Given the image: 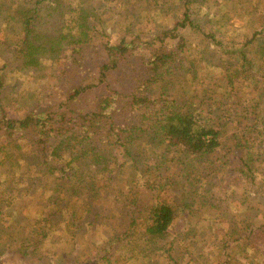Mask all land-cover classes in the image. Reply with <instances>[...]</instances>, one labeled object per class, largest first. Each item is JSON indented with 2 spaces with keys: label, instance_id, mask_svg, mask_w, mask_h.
I'll return each mask as SVG.
<instances>
[{
  "label": "rangeland",
  "instance_id": "rangeland-1",
  "mask_svg": "<svg viewBox=\"0 0 264 264\" xmlns=\"http://www.w3.org/2000/svg\"><path fill=\"white\" fill-rule=\"evenodd\" d=\"M30 1L0 0V80L4 83L2 100L9 109L8 115L23 113L30 103H38L49 112L59 103L66 108L72 104H65L66 95L76 84L91 85L90 90L80 94L79 104L85 109L96 107L89 96L112 97V105L117 108L114 119L120 126L124 125L121 122L136 124L146 111L138 104L131 105L137 92L154 100L185 95L197 101L202 97L204 103L212 105L209 112H203V119L218 131L217 145L201 156L195 154V162L189 161V175L180 172L179 178L170 179L169 185H162L159 180L161 175H168L167 171H160V165L151 163V170L145 173L148 178H144L141 161L136 163L139 171L127 162L121 168L111 162L97 170L90 161L91 155L84 161L62 153L65 163L72 161L66 165L67 179H36L33 193L23 189L29 181L20 177H27L25 171H41L36 157L25 141L5 147L1 155L9 157L0 162V205L13 188L15 199L9 212H0V264H176L168 255L179 259V264H224L223 255L229 249L232 259L228 264H264V0H189L190 18L196 26L178 29L185 42L183 55L189 57L185 66L181 64L163 75L164 80L155 82L148 80L151 51L176 38L167 37L159 46L153 34L171 17L174 19V13H181L183 0H141V7L146 10L143 14L138 0H51L50 4H43L40 18L28 34L30 42L40 46V53L35 54V61L29 66H23L25 36L14 38L18 23L13 14L15 8L21 7L17 3ZM100 4L101 21L94 27L80 28V19L90 15L92 7L98 10ZM119 5L126 10L118 13L115 7ZM83 31L81 49L91 41L97 50L92 48L81 54L77 66L67 61V51L52 58L51 49L69 48ZM135 34L153 43L141 42L127 50L125 56L119 55L120 63L101 68L99 64L109 63L103 43L116 44L121 37ZM250 37L252 42L243 46L248 60L241 69L237 66L238 56L232 51ZM9 46L17 47V53ZM229 76L232 82L227 85ZM159 105L156 101L152 107ZM148 122L147 119L145 123ZM30 137L26 135L24 140L29 141ZM110 145L99 140L84 147L99 151L111 148ZM138 147L137 154L147 161L161 150L160 145L147 142V134L139 139ZM169 150V154L180 159L174 166L183 169L191 157L177 148ZM242 163L250 167L252 179L247 170L245 175L233 170ZM130 193L139 199V204L147 201L151 193L156 200L171 199L179 206L167 238L152 242L153 247L160 245L157 249L141 248L139 231L144 222L140 218L128 234L122 235L130 222L123 200ZM41 194H48L56 207L67 205L74 213V235L67 221L60 223L62 227L40 241L35 254L29 255L31 248L23 254L20 245L38 238L35 232L43 226L56 223V215L42 216L50 211H43L42 206L52 202L36 196ZM194 198L198 199L195 206H181ZM190 210L194 212L189 216ZM190 224L192 229L185 235ZM86 226L97 229L90 232L87 227L86 235ZM243 236L248 237L245 248L238 241ZM86 241L95 244L86 245ZM222 241H227L225 247ZM167 248L169 251L165 252ZM101 254L107 255V260H94ZM76 256L80 262L74 259Z\"/></svg>",
  "mask_w": 264,
  "mask_h": 264
},
{
  "label": "trees",
  "instance_id": "trees-1",
  "mask_svg": "<svg viewBox=\"0 0 264 264\" xmlns=\"http://www.w3.org/2000/svg\"><path fill=\"white\" fill-rule=\"evenodd\" d=\"M50 1L51 0H31L29 3H17V6L21 5V7L15 8V13L13 14V19H15L18 23V29L14 33V38H18L22 35L25 36V39L22 41L25 42L24 49H22V57L24 60H21V64L23 66H29L30 63L35 61V54L40 53V46L32 44L28 34L32 30L34 23H36L40 18L38 14L40 13L39 11H43V4L48 5L50 4ZM55 1L58 2L59 0ZM138 1L139 6L141 7V0ZM188 4L189 0H183L182 5L184 7L181 13L178 16L174 13V17L176 19L171 17L170 22L166 25H161V30L159 29L160 31L158 30V33L155 35L153 34V38L157 39L159 46L164 43L167 37L172 39L176 38V41L167 44V46H160L158 49L155 48L153 50L155 53L151 51V60L149 59L150 61H148V80L151 82H155L157 79L164 80L163 75L173 71L181 64L182 66H185V60L189 57V55H183L182 48L184 47L185 42L182 36L178 34V29L184 26H196L190 18L189 7L187 6ZM102 6V4L99 5V11L92 7L90 15L86 14L82 20L80 19L79 27L84 28L89 25L94 27V24L99 23L101 21ZM140 7V14H143L146 10L145 8ZM115 8L118 13L126 10L124 5H119V7ZM84 36L85 33L83 31L80 33V36L76 37L74 44L69 46V48L57 50L51 49L52 53L50 54L52 58L54 55L61 57L64 52L67 51V61L70 63L72 62L77 66L79 64L81 54L88 52V49L95 48L97 50V47H92L90 43L91 41L81 49L79 43L81 44L85 41V39H82ZM141 42L144 44L153 43L151 40L141 39L137 34L131 36L130 38L123 36L116 44H109L107 42L103 43V48L107 53V60L109 63L99 65H101V68L107 69L114 64L116 65L118 62L120 63L122 59L118 58V56H125L127 50L142 44ZM248 42H252V37L246 39L240 47L232 51L237 54L239 61L237 66L241 69L246 67L248 60L246 51L243 50V46H246ZM9 47L13 52L17 53V47ZM228 78L229 79L226 81L227 85L232 82V77L229 76ZM3 87L4 83L0 80V162L9 157L1 155V152H3L5 147L11 145L13 146L20 141H25L27 143V146L30 148V152H32V156L36 157L35 159L41 168V171L37 174L25 171L27 177H20V179H27L29 181L27 185L23 187V189L27 188V192L30 191L33 193V184L36 179L49 178L57 181L67 179L69 175L67 176L66 165L69 166L72 161L70 162L69 160L65 163L64 159H62V153L68 154L71 158H82L84 161L91 155L90 161H93L96 165L95 169L97 170L98 167H103V165L107 167L111 162H114L117 168H121L127 162L131 164L133 169L136 167L137 171H139L136 163L141 161L144 163V168L142 169L143 172H141L144 175V178H148L145 173L149 171V169L151 170V163L155 166L160 165L162 168L160 171H167L168 175L160 174L161 179H159V177L157 178L160 180L162 185L164 182L169 185L170 179H178L179 177L177 175L180 172L185 175H189L192 171L189 161H194L193 157L195 154L201 156L203 153L211 150L217 145L216 138L218 131L213 128L211 123L205 122L203 119V112H209L208 110L209 108L211 109L212 105L204 103L202 97L198 98L197 101H192L191 99L185 97V95L178 96L176 99L168 98L167 96L162 99L154 100L145 97L144 93L141 91L137 92V95L131 99V105L138 104V106L144 108L146 111L140 115L139 121L136 124H125L121 122L124 125L120 126L119 122H116L114 119V114L117 111V108H114L112 105V97H102L98 95L89 96L91 103L96 105L93 110L92 108L85 109L80 106V94L82 91L85 92L91 88V85L88 83L76 84L72 86L70 92L66 95V101H64L66 105L68 101L72 104L67 105L66 108H63L62 103H59L53 111L49 112L44 111L43 107L41 109L40 106H38V103H30L24 112L17 116L7 114V110L9 109H7V105L5 102L3 103L2 100V96H4ZM166 95L168 94L166 93ZM10 100L11 98H9V101ZM156 101L159 102V107H152ZM40 105L43 106L42 104ZM159 111H161L160 114ZM147 119L149 121L148 124L145 123ZM145 134H147V142L154 144L155 146H161L160 154L158 156L149 157L148 161L143 157L140 158L141 155L139 156L137 154V152L140 151V148L138 147L139 139L144 138ZM26 135L29 137L31 136V140H24ZM99 140H101L102 143L112 144L110 145L111 148L92 151L91 148L84 147L87 146L88 143H92L93 141L98 142ZM162 142H165V145H162ZM170 148H177L180 153H187L186 155L191 157L184 163V165H182L184 166L183 169H181V167L177 169L174 166V163L179 162L180 159L169 154ZM78 150L81 152L80 155L75 153ZM233 170L244 175L247 170L246 174L249 178H251V169L245 163L233 167ZM56 171L57 173L55 174ZM136 176H138V172ZM112 177H114V174H112ZM133 185L136 187V184ZM155 187H157L156 184ZM13 190L7 192V199H5V201L3 199V203L0 205V212L2 210L9 212V210L14 207L12 206L15 199L14 194L12 193ZM40 192L43 193L42 191ZM36 196L42 197L45 200L52 199L49 198L48 194ZM41 202L43 203L44 201ZM51 202L52 205L50 206L46 204L42 206L43 211L44 208H50V211H46V214L43 212L42 216L49 217L56 215L54 218L56 223L49 225L48 227L43 226L35 232L37 233L36 236H38V238H34V241H30L27 244L25 243L23 247L20 245L19 247L21 248L23 254H25L29 248L32 249L29 255L35 254L40 241L49 238L51 231L54 232L59 227H62L60 223H65L67 221L70 225V232L73 234L76 224V220L73 219L74 213L67 207V205L64 207H56V204L52 200ZM197 203L198 199L194 198L189 202H182L181 206L191 208ZM123 204L126 207L127 213L130 214V222L128 224L127 231L122 235L128 234L133 225L135 223L138 224L137 220L140 218L144 222L139 231L141 248H147V251H150L151 249H157L160 247V245L153 247L152 242L155 240H159L161 242L167 238L173 220L177 216L176 211L179 209L178 204L173 202L171 199L168 201L156 200L154 198V194L151 193H149L147 201H141L140 204L139 199L130 193L127 198L123 200ZM193 212L194 210H190L188 212L189 216ZM63 215L64 217H62ZM17 222H20V220H17ZM87 227L90 226L85 227L84 234L88 230ZM89 229L90 232L94 231L97 229V226H91ZM191 229L192 224H190L187 228L185 235L188 234ZM224 234L226 235L227 233L224 232ZM86 235H88V233H86ZM231 238L232 237H230V239ZM246 239L244 236L238 239V241L242 242L244 245L242 248H245L247 245L245 243ZM226 242L227 241L223 242V247H225ZM74 244L77 245L76 241ZM92 244H95V241H86V245ZM231 244L232 243L230 242V246H232ZM23 249H25V251H23ZM230 250L231 249H229L228 253L226 250L224 253L225 255H223L224 264H228L230 259H232L230 256ZM164 251L168 252L169 248ZM168 256L176 264L180 263L179 259L177 261L173 258V256ZM74 259L79 262L81 261V259H78L77 256ZM99 259L107 260V255L105 256L104 254H101L94 258V260Z\"/></svg>",
  "mask_w": 264,
  "mask_h": 264
}]
</instances>
